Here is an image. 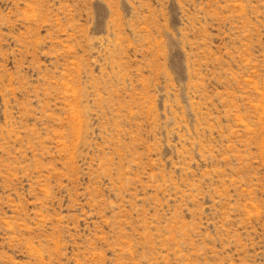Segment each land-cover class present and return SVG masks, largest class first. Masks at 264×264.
<instances>
[{"label":"rangeland","instance_id":"rangeland-1","mask_svg":"<svg viewBox=\"0 0 264 264\" xmlns=\"http://www.w3.org/2000/svg\"><path fill=\"white\" fill-rule=\"evenodd\" d=\"M0 264H264V0H0Z\"/></svg>","mask_w":264,"mask_h":264}]
</instances>
